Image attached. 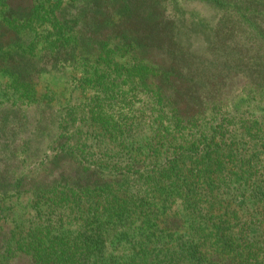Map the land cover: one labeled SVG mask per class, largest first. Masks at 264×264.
<instances>
[{
  "label": "rangeland",
  "instance_id": "1",
  "mask_svg": "<svg viewBox=\"0 0 264 264\" xmlns=\"http://www.w3.org/2000/svg\"><path fill=\"white\" fill-rule=\"evenodd\" d=\"M13 1L12 23L0 6V264H118L124 249L109 227L127 217L139 225L136 209L151 201L122 179L153 187L185 147L221 146L226 175L216 189L235 210L222 229L259 237L248 213L264 199V16L245 13L248 0L146 1L170 37L155 56L163 72L147 78L129 76L116 54L102 67L78 62L84 45L117 31L120 2ZM35 182L62 187L25 193Z\"/></svg>",
  "mask_w": 264,
  "mask_h": 264
},
{
  "label": "trees",
  "instance_id": "2",
  "mask_svg": "<svg viewBox=\"0 0 264 264\" xmlns=\"http://www.w3.org/2000/svg\"><path fill=\"white\" fill-rule=\"evenodd\" d=\"M96 1L99 2L94 6L105 3L102 0ZM116 1L121 3L117 31L110 34V38L102 36L96 40L95 45L92 41L88 46L84 45V54L77 57L78 62L82 66L102 67L101 62L104 65L108 60L113 59L112 54H116L122 58L127 57L125 59L132 66V71L127 70L128 75L133 78L151 77V73L155 71L162 73L164 68L161 61L155 60V56L159 55L158 51L161 52L167 47L166 44L162 46L163 39L170 41V37L162 36L159 32L158 27L162 24V20L149 17V14L157 9L150 11V6L146 2L148 0ZM114 2L115 0H111L109 5ZM0 6L6 7L5 19H3L10 23L20 12V6L13 0H0ZM52 9L50 12L53 14ZM242 9L250 15L263 17L264 0H248ZM55 16L52 15L51 18ZM107 20L109 22L108 18ZM139 28H142V31ZM68 33L72 35L71 30H68ZM74 33L77 36L75 31ZM181 88H178L179 91ZM175 116L182 122H189L192 119L191 115L185 116L182 112H178ZM210 141L216 146L213 136L210 137ZM143 152L144 149L138 154ZM155 155L153 157L157 160L159 154ZM227 156L221 146L219 151L205 153L199 152V148L185 147L181 149L174 163L160 171V176L154 179L153 185L151 184L153 187H147L151 183L150 180H145L141 186L142 176L139 177L138 188H135L136 183L129 181L128 178L122 179V183H125L124 187H132L135 195L143 190L147 200L151 199V201H148L149 204L143 207L144 209L139 207L136 209L142 214L136 213L140 220L139 225L131 228V224H127L129 219L127 217L121 218V222L109 227V231L118 233L116 248L124 249L118 264H264V219L262 218L264 215L259 216V213H264V199L260 208L257 209L255 205L248 213L257 217L260 231L258 238L252 237L249 240L234 238L233 234L229 233V229H222V225L235 213V210L231 211L228 206L224 208L223 200L219 198L221 192L216 189L215 184L217 181L221 183L226 175L223 164ZM103 166H98L101 172L103 168H109V165ZM97 179L103 180L99 176ZM21 180L23 178L19 179V182ZM59 184L35 182L26 184L29 187L23 190L25 193L32 191L35 195L45 194L62 187ZM128 193L130 192L122 193L127 195L124 197V202H130L133 198V194L128 195ZM222 209L225 211L223 212ZM116 211L120 216L124 213L127 216L131 215L123 206ZM181 229L184 230L182 234ZM156 232L159 234L156 235ZM224 234L228 238L223 241L221 237ZM196 237L198 238L196 244L193 246L188 244L191 243L190 239Z\"/></svg>",
  "mask_w": 264,
  "mask_h": 264
}]
</instances>
